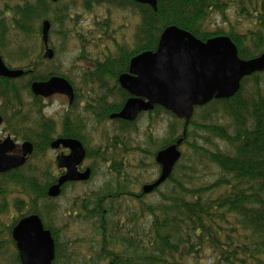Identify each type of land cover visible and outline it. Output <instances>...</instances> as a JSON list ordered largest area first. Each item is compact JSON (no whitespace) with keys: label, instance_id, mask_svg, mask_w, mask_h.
Listing matches in <instances>:
<instances>
[{"label":"trees","instance_id":"trees-1","mask_svg":"<svg viewBox=\"0 0 264 264\" xmlns=\"http://www.w3.org/2000/svg\"><path fill=\"white\" fill-rule=\"evenodd\" d=\"M79 2L88 11L103 8L107 16L90 19V25L83 29H71L70 38L80 46V54H85L96 36L112 40L117 49H107L106 54L118 52L121 56L92 62L100 74L108 73L114 79L113 72L124 70L131 57L155 51L160 34L171 25L200 40L227 35L242 59L264 52V0H156V10L134 0ZM58 4L59 0H0V50H7V59L20 62L19 68L26 71V77L18 79L0 77V114L10 127L27 121L36 126L33 136L39 138L32 140L34 155L49 148L55 126L43 112L44 104L30 91V83L63 75L40 67V54L35 59L30 57L41 44L43 20L62 25L71 20L68 4L57 8ZM112 11H127L137 19L132 49L117 45L116 38L109 35ZM85 79L92 80L89 75ZM23 91L31 96V102L24 101ZM90 111L92 116L97 115L95 110ZM157 112L169 119L168 137L154 146L155 151L184 137L183 132L181 145L191 148L187 161L180 164L188 156L182 153L171 175L158 188L148 194L130 193L128 185H138L141 173L130 179L121 170L125 160L116 163L108 154L117 150L123 134L135 131L136 121L143 116L139 114L127 124L128 128H119L122 135L110 138L112 143L108 139L106 149L96 155L110 162L109 171L117 175L116 187L105 186L93 196L91 192L78 195L62 212L66 216L64 228L77 223V239H66L49 220L50 211L57 208H53L55 198L47 196V188L56 177L53 161L39 157L34 167L23 171L26 163L3 174L0 213L6 209L7 196L12 193L11 207L18 212V218L10 225L0 222V235L5 233L15 247L13 227L20 218L37 214L52 233L54 261L58 264H264V71L244 77L230 98L212 99L204 106L194 107L187 124L157 105L146 115ZM64 122L61 132H70L86 144L82 130L77 133L74 128H66L71 125L66 117ZM191 135L200 136L205 142L189 143ZM219 142L224 146L220 147ZM152 143L149 138V144ZM155 151L148 152L153 156ZM86 153L93 152L86 149ZM211 169L216 173L213 176L209 172V179L199 176L202 170ZM43 201L46 203L41 204ZM10 264H20L16 248Z\"/></svg>","mask_w":264,"mask_h":264},{"label":"water","instance_id":"water-1","mask_svg":"<svg viewBox=\"0 0 264 264\" xmlns=\"http://www.w3.org/2000/svg\"><path fill=\"white\" fill-rule=\"evenodd\" d=\"M134 1L157 9L156 0ZM50 27L47 19L42 21L41 40L45 59L54 57V51L49 47ZM261 71H264V52L242 59L227 35L200 40L185 29L167 26L160 34L156 50L134 55L129 61L128 72L119 75V85L131 97L110 118L133 121L138 113L159 105L183 118L187 124L194 107L204 106L212 99L230 98L238 91L244 77ZM25 73L23 69L7 67L0 55V77L15 79ZM30 89L42 98L55 94L67 96L69 102L74 98L71 83L62 76L33 81ZM183 135L185 137V132ZM184 137L156 152L154 160L160 166V171L153 182L141 187L142 194L152 192L170 176L181 157L179 146ZM59 146L68 148L69 153L57 156V167L64 169V173L47 188L50 198L58 197L64 184L90 178L89 168L82 172L77 169L85 157L81 142L74 138H58L50 143L52 149ZM14 148L15 143L10 138L0 142V173L22 166L33 152L30 141L21 144V154H11ZM12 237L20 264H54V239L37 214L22 217L13 227Z\"/></svg>","mask_w":264,"mask_h":264},{"label":"rangeland","instance_id":"rangeland-1","mask_svg":"<svg viewBox=\"0 0 264 264\" xmlns=\"http://www.w3.org/2000/svg\"><path fill=\"white\" fill-rule=\"evenodd\" d=\"M66 4H68L70 8L72 18L63 25L61 23L52 22L49 35V46L54 51V57L50 60L42 59L43 63L40 64V67H44L45 70L53 69L55 73L69 78L79 93L76 104L80 103L81 101L85 103V95H88L87 91H90V96L94 97L98 94H103V88L113 86L110 77H106L105 75L99 73L90 74L89 76L92 78V80L85 79L83 71L85 70L86 66L92 62V59H95L90 58V56L95 57L98 55L101 57L99 59H102L103 55L104 58H119L121 54L115 52L112 55H106L107 49H109L111 52H114L117 49L116 44L112 40H107L104 38L98 40L96 36L93 38L94 42L86 49L85 58H82L80 56V46L74 44V42L71 40L70 33L72 31L70 33L69 31L73 28L83 29L84 27H88L90 25H88L90 19L97 17L100 20L101 18H105L107 15L105 14V9L103 8L95 7L91 11L83 9L79 0H59L57 8H64V5ZM110 17L112 24L109 35L116 38L117 45L132 49L134 45L133 35L137 19L134 18L132 13L127 11H112L110 13ZM39 40L42 44L40 36ZM41 44H38V48L35 49V52L31 55L30 59H35V56L39 54L42 58L44 50L42 48L43 44ZM10 47L13 46L11 45ZM6 53L7 50H0L1 58L5 60L4 62L7 65L11 67H19L21 65L20 62H16L13 59L8 60ZM98 86H100L101 89H98ZM23 94L24 101H32V98L28 93H24L23 91ZM116 94H118V92ZM66 100L67 99L61 97V95H55L51 99L44 101L43 112L47 117L56 123L58 131L61 129V123L66 116V113L64 112V108L67 107ZM77 110H80L79 107L75 108L76 116L71 114V119L74 120L79 118L82 124L86 125L82 134L86 141V147L90 151L95 152L98 150L102 154V150L106 149L105 147L109 143L108 139L110 140V143H112L110 138L113 136L119 137L122 135L118 131L115 132V134L113 133L112 123H106L104 121L97 122L95 120L93 121L85 114L82 115L81 113L77 112ZM168 119L169 118L167 115L161 112L152 114L150 117L147 115L141 116L136 121V125L134 126L135 131L132 133L131 130L123 134L124 137H120L117 150L114 153H108L109 156L113 158L112 160H114L116 163L125 160L123 164L124 167L121 170L124 171L125 175L128 173L130 179L138 178L137 175L141 173L142 176L139 178L141 180L138 182V185L135 186L134 183H130L128 185L130 193L133 192V194L138 195L141 192V186L143 184L150 183L157 177L159 173V166L154 162L153 156H151L148 151H155L154 146L162 144L163 141L167 139ZM15 126L10 127L9 125V128L7 129L6 123V129L4 127V130H0V139H2L1 136L7 133L11 134L10 132L13 131L12 129H15ZM25 126L32 127L34 125L31 121H27ZM199 130L198 132L200 133ZM22 133L28 132L22 131ZM178 133H180V130ZM149 138L154 144H149ZM188 142H195L199 144L200 142L204 143L205 141L201 139L200 136L195 137L191 135L188 139ZM219 145L220 147L224 146L221 145V142H219ZM125 147L128 148L127 153H124ZM157 149L159 148H156V150ZM59 150H53L49 147L43 154L34 155L33 153L27 164L24 166L23 171L27 170L29 167H34L39 159L44 158L47 160L46 162L54 160L56 155L59 153ZM180 150L182 153H184V155L185 153L188 154L185 159L180 160V164H183L187 161L191 152V148L188 146V144H183L180 146ZM96 154H91V156L87 158V160L85 159L84 162V165L89 164L92 168V173L88 181L67 185L64 191L58 197L52 200L53 208H57V211H50L51 218L49 220L52 223V226L55 229L60 230L66 239H77V234L79 231L77 223L64 228L66 216L62 215V212L71 206L72 200L78 195L83 196L84 194H89L90 192L93 196L95 192L99 191L105 186H108L110 189H112L113 187H116V183L118 182L117 175L109 171L110 162L106 163L101 157H96ZM209 172H213V176L216 173V171L213 169L210 171L202 170L199 173V176L203 179H209L211 177ZM59 173V169L54 164V176L57 177ZM108 183H112L111 186L108 185ZM126 183L127 182H124V184ZM13 197L14 195H12V193L8 194L6 203L7 207L0 213V222H2L4 225H10L14 219L18 218V212L11 207V199ZM1 201L2 200L0 197V203ZM45 203L46 202L44 201L41 202V204ZM43 222L44 225H47V222L44 219ZM14 251L15 247L9 243L6 234L2 232L0 235V264H10L12 262V255ZM53 263L58 264L56 261H53Z\"/></svg>","mask_w":264,"mask_h":264},{"label":"flooded vegetation","instance_id":"flooded-vegetation-1","mask_svg":"<svg viewBox=\"0 0 264 264\" xmlns=\"http://www.w3.org/2000/svg\"><path fill=\"white\" fill-rule=\"evenodd\" d=\"M97 39L100 40L99 38H97ZM80 56L82 58H85V54H80ZM90 58H95L97 60H100L99 58H101V57L96 55L95 57H91L90 56ZM103 58H104V55H103ZM43 59L46 60L44 57H43ZM130 59L128 60V63H129ZM94 66H95L94 62H90L86 66L85 70L83 71L84 77H87L90 74H98L99 73L98 70L94 69ZM128 66H129V64H127L126 68L124 70H122V71L121 70L114 71V72L112 71L114 73V76H116L115 79L112 76H110L108 73L102 74V75H105L106 77H110V80H111V83L113 84V86H109L108 88H103L102 90L104 91V93L101 94V95L98 94L97 96H94V97H91L90 96V91H87L88 95H85V103L83 101H81L80 103L76 104L77 101H78L79 93L77 92V90L75 89V87L73 86L72 83L71 84H72V88H73L74 98H73V100L71 102L68 101V97L65 96V95H63V94H55V95H61V97H64L65 99H67L66 100L67 101V107L64 108V112L66 113L65 117L69 120L71 125H66V128H68V127L74 128L77 131V133H79V131H81V130L83 132V130L85 128V125L82 124V122H81V120L79 118L78 119H74V120L71 119V114H74L76 116V112H75V108L76 107H79V109H80V110H77V112L81 113L82 115L85 114L86 116L91 118L93 121L95 120L97 122H103L104 121L106 123H112V130H113L114 134L117 131L120 132L119 128H122V127L123 128H128L129 126H127V124H129V122H131V121L120 119V118H117V117L110 118V116L112 114L118 113L122 109V107L124 106L125 102L131 97V95L126 90H124L119 85V82H118L119 75L121 73L128 72ZM24 77H26V75H24ZM97 88L101 89L100 86H98ZM117 92H118V94H116ZM33 95H35V94H33ZM55 95H52V96L47 97V98H42V97L38 96V99L41 100V102L44 104V101L51 99ZM116 107H118V108H116ZM108 108H110L111 111H109ZM90 110H95L97 115L92 116ZM146 113L147 112L138 113L135 119H137L139 114L140 115L141 114L142 115H146ZM0 117H1L0 130H4V127L6 129V121L4 120V118H3V116L1 114H0ZM65 117H64V119H65ZM64 119H63V121L61 123V129H62L64 123H65ZM54 126H55L56 130H55V133L50 136V139H51L50 143L53 140L58 139V138H74V139L79 140L81 142L84 150H85V157H84L82 163L77 166V169H78V171L82 172L86 168H89L90 169V175H91V173H92L91 166L89 164L88 165H84L85 159L87 160V158H89L91 156V155H87V153H86V149H88L86 147V144H84L78 137H73L72 136L73 134L70 133V132H66V131L63 132L62 131L63 132L62 133L61 129H60V131H58L55 122H54ZM8 128H9V125L7 124V129ZM35 130H36V126L29 127V126H25V124H23V123H19L18 125L15 126L14 131L10 132L12 135L7 133V134L1 136L2 139H0V142L5 140L6 138H10L15 143V148L11 152V154H21V151H22L21 144L23 142H25V141H28V142L30 141L33 144V152L26 159V162L22 166H24L28 162L29 158L34 153V143L32 142V140H33V138H39V136H36V135L33 136V132ZM22 131L28 132V133H22ZM59 134H63L64 136H60ZM49 147H50V144H49ZM50 149H52V148L50 147ZM59 149H61V150H59ZM53 150H59V153L56 155L55 159L52 160L53 161V167H54V164H55V166H57V156L60 155V154H68L69 153V149L65 148L63 146H59L57 149H53ZM125 150H128V148L125 147ZM90 152H93V151H90ZM92 154L99 155L101 153L98 150H96ZM20 167H17V168H20ZM17 168H14V169H17ZM8 171H10V170H8ZM59 171H60V173L58 174V176L61 175L62 173H64V169H59ZM4 173L5 172H1L0 173V181H2ZM58 176H57V178H58ZM57 178H56V180H57ZM78 182H84V181L68 182L65 185H69L71 183L72 184L73 183H78Z\"/></svg>","mask_w":264,"mask_h":264}]
</instances>
